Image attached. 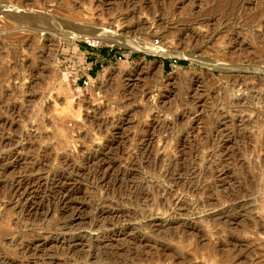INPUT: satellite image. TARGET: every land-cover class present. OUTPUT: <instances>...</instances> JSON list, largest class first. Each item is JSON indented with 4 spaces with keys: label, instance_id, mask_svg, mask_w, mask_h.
Listing matches in <instances>:
<instances>
[{
    "label": "rangeland",
    "instance_id": "1",
    "mask_svg": "<svg viewBox=\"0 0 264 264\" xmlns=\"http://www.w3.org/2000/svg\"><path fill=\"white\" fill-rule=\"evenodd\" d=\"M0 264H264V0H0Z\"/></svg>",
    "mask_w": 264,
    "mask_h": 264
},
{
    "label": "bare ground",
    "instance_id": "2",
    "mask_svg": "<svg viewBox=\"0 0 264 264\" xmlns=\"http://www.w3.org/2000/svg\"><path fill=\"white\" fill-rule=\"evenodd\" d=\"M68 37L82 38V39L89 40V42H93V43H100V42H107V41L117 42L119 44L123 43L124 45L129 46L133 49H137V48L149 49V50L159 49L152 44L144 43L137 39L123 38V36L120 37L117 34L109 32V31L87 32V31H79V30L77 31L76 30V32L74 33H69ZM68 37H66V39H70Z\"/></svg>",
    "mask_w": 264,
    "mask_h": 264
},
{
    "label": "crops",
    "instance_id": "3",
    "mask_svg": "<svg viewBox=\"0 0 264 264\" xmlns=\"http://www.w3.org/2000/svg\"><path fill=\"white\" fill-rule=\"evenodd\" d=\"M94 50V49H93ZM95 51H89V54H92L94 53ZM95 54V53H94ZM97 56H99V54L97 53ZM97 56H94L93 58H96ZM103 56H100V58H102ZM99 58V57H98ZM98 64H96V67H97ZM95 73V68H93L92 70H89L88 71V75H91V74H94Z\"/></svg>",
    "mask_w": 264,
    "mask_h": 264
},
{
    "label": "built area",
    "instance_id": "4",
    "mask_svg": "<svg viewBox=\"0 0 264 264\" xmlns=\"http://www.w3.org/2000/svg\"><path fill=\"white\" fill-rule=\"evenodd\" d=\"M82 82L84 85H88L90 83V79L88 77V74L84 73V75L82 77Z\"/></svg>",
    "mask_w": 264,
    "mask_h": 264
},
{
    "label": "trees",
    "instance_id": "5",
    "mask_svg": "<svg viewBox=\"0 0 264 264\" xmlns=\"http://www.w3.org/2000/svg\"><path fill=\"white\" fill-rule=\"evenodd\" d=\"M102 52H105V49H102ZM180 63L185 64V61H180Z\"/></svg>",
    "mask_w": 264,
    "mask_h": 264
}]
</instances>
